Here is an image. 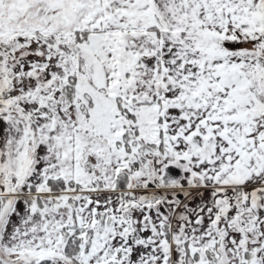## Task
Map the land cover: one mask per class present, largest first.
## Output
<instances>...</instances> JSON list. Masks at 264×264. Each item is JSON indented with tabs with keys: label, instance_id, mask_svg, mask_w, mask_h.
Returning <instances> with one entry per match:
<instances>
[{
	"label": "snow or ice",
	"instance_id": "obj_1",
	"mask_svg": "<svg viewBox=\"0 0 264 264\" xmlns=\"http://www.w3.org/2000/svg\"><path fill=\"white\" fill-rule=\"evenodd\" d=\"M0 264H264V0H0Z\"/></svg>",
	"mask_w": 264,
	"mask_h": 264
}]
</instances>
